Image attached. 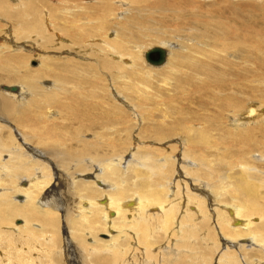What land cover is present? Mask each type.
I'll return each mask as SVG.
<instances>
[{"label":"bare ground","instance_id":"bare-ground-1","mask_svg":"<svg viewBox=\"0 0 264 264\" xmlns=\"http://www.w3.org/2000/svg\"><path fill=\"white\" fill-rule=\"evenodd\" d=\"M62 1L65 2V0ZM84 1L86 3L80 0H67L65 4L61 2L59 8L53 6L44 8L43 5L35 0H0V20L5 21L9 25V28L4 30V32L8 33L9 40L3 38L4 40L0 42V53L2 54L0 56V70L7 72L14 81L20 82V87L16 91L19 101L14 100L15 97L5 96L0 89V119L3 120L5 119L3 117L12 115V119L15 118L16 120L18 117L19 125L24 122L27 123L30 114L28 115L25 112L27 108H24V103L27 101L26 99L24 100V95H27V93H24L25 89L29 90L33 97L36 96V100L34 99L36 110L40 109V111L44 112L43 110L46 109L43 108L46 107L48 109L44 113L45 117H41L43 114L39 115L42 121L40 124H36L37 129L32 135L35 136L37 144L41 148H48V155L56 163L51 162L55 173L54 186L59 184V180H57L59 175L61 177L64 176V178L68 179L69 188H71L72 192L75 191L80 200L84 199L80 203H85V206L82 205L80 208L83 214L79 212L80 217H77L78 219L68 218L71 215L68 216L67 213L62 211V222L66 223L68 222L67 220H69L70 224L72 222V227L68 229V236H66L65 240L67 244L71 245L77 240L80 245L78 243L75 244L78 247V249H75L80 250L78 253L80 258L88 264H198V260L200 261L201 258L197 260L196 257L198 255L195 253L196 247L194 246V241L198 234L194 233L196 229L200 228L198 224L210 221L208 220L210 214L207 209L210 205L213 206L216 227L220 232H226L231 238L230 244H232V246L229 245L230 248L227 245L229 244L227 243L228 241H224L226 243V251H222L219 254L220 257L217 264H241L240 261L243 264H264V256L261 254V251L264 250V244H261L263 242L261 237H264L263 232L261 233V231H264V192H260L259 186L253 184L258 181L261 185H264V172L263 175H260L262 171L259 169L261 167L263 169L264 162L261 161V164H257L259 166L253 165L252 169L256 171L254 172L249 167L254 162L248 165V161H246L247 154L250 155L254 150L258 151L256 153L257 156H260L258 159L264 158V33H262L264 29V0ZM117 1H119V6L114 5V2ZM139 3L141 6H139ZM120 6H124V10H122L125 14L117 18L118 13L121 11ZM45 7L47 6L45 5ZM57 12L61 13V15H58ZM43 13L46 16L44 19ZM49 17L53 19V26H50L51 28L47 30L45 23L51 24ZM251 21H255V23ZM108 25L110 26L108 27ZM111 25L114 26V28L112 27L113 29ZM3 28L0 26V33L3 32ZM109 28L113 30L112 36H106V32L110 30ZM50 30L52 31L49 32ZM28 32H34L35 35L30 37V39L23 40V42L21 40L18 42L17 36H23ZM61 34L68 37V43L59 42ZM54 35L59 40H57L59 43L57 47L54 45ZM61 39L63 40V38ZM169 39L171 41H173L172 39H177L176 45L180 46V49H174L170 46L166 48L164 45L161 46V44L151 45L148 48H144V50L139 47L137 49V46L142 45L146 40L156 43L160 42V40L170 42ZM25 41L30 46L35 47L33 45L34 42L39 48L58 53V55L51 53L49 56L40 54L38 66L34 68L37 75L38 73L41 75L40 78L46 76L51 78L50 85L52 89L44 90V88L35 84V81H33L35 77H32L33 75L30 74V71L27 72L25 70V73L21 71L23 67H27V58L31 57V55L26 53L27 51L22 52L20 50L35 51L33 50L34 47L27 46L24 43ZM238 45L242 47L240 52L237 53L238 50L232 51ZM152 46H160L167 50L166 60L162 65L151 66L145 61L144 52ZM6 51L9 54H6ZM35 55L38 57L39 54L36 53ZM140 60H143L145 66L151 67L156 72H152V70L145 71L139 67L138 62ZM126 71H130L133 75H135V73H132L133 71L139 73L143 81L139 82L138 80V82L144 84L145 87L149 86L148 83L152 84L155 82L154 76L156 74V76H160V73L164 74L166 72L165 76L167 82L169 81L171 92L180 90L178 95L187 101V105L192 102L193 105H197L195 112V108L183 107L179 106L180 104L177 105L178 103H172L175 99V95L172 92L169 97H166L168 101L164 97L156 106L157 110L160 106L163 107L168 104L167 107L169 105L173 106V110L179 109L178 111L181 114L185 112L187 116H182L181 118L184 121L180 123L186 132L183 131L185 134L183 132L176 134V137L170 140L167 137L168 134H165L167 129L159 127L151 130L152 122H149L148 130L142 129L143 133L144 131L147 133L145 141L141 140L143 136H141V132L136 134L138 136H135V149L128 153L130 158L125 157V151L123 153L119 151L117 153L119 155L115 156L116 151H118L115 149V138L113 139L114 141L105 142L108 139L105 138L107 132L104 135L102 130L105 127L110 133L114 134V129H119L114 122L116 120L114 118L115 115L113 117L111 115L113 113H111L110 115L115 120H110L109 118L110 122L106 123V121H102V118L106 116L101 118L97 116L100 119L99 123L97 122L98 124H96L97 127L99 126V131H93L94 140L100 139L102 145L104 144L103 148L97 142L84 141L83 139L77 141L81 143L79 145L81 146L80 150L76 151L70 148L72 144L69 148L65 147L66 145L63 146L59 141L70 140L68 137V139L65 138L66 134L64 135L65 137L62 136L66 131H62L61 137H57L56 141L53 139L58 136L56 134L57 132L59 133L58 130L61 124L59 125L56 122L57 126L55 122L51 123V118L57 113L53 110L51 111L50 107L56 106L53 104L61 101L64 97L62 94H68L73 98L79 99V103L77 102L78 107L73 104L76 108L72 111L74 114L81 116V113L86 108L92 106L93 109L99 106L98 99L100 97L98 96L101 95L98 94L97 99L89 92L93 88L94 90L96 89L94 85L101 83H99V80H101L102 74L107 76L110 74V77H116V79L119 76L118 79L121 78L123 80L126 79L124 78L126 76L124 72L126 73ZM5 75L7 74L5 73ZM134 78L135 76L133 80ZM108 83L110 85V82ZM70 84L72 90L68 91L67 86ZM126 84L128 83L125 82V87ZM168 84L166 85L168 86ZM7 85L15 86L14 83L11 84L9 82ZM7 85L4 84L3 86ZM117 85L119 86V84ZM144 85L143 88L140 87L142 90L145 89ZM117 88L116 90H118ZM133 88L136 92V88ZM155 88L154 93H149V90L146 93L151 94L153 96L151 97L152 99L162 98L159 90L157 92L159 88ZM155 88L151 87V89ZM2 89L9 93V90L3 87ZM134 89L129 92H134ZM167 89L166 87L165 92H167ZM27 90L26 92H28ZM138 91L140 92V90ZM134 93L133 95L136 94ZM254 97L259 99L257 104L246 102L247 99L249 101ZM64 99L66 98L64 97ZM93 99H97V101ZM171 100L172 102H169ZM63 101L65 102V100ZM142 101L140 104L144 105L145 101ZM68 102L71 103L70 99ZM243 102H246L245 105ZM17 103H21L22 106H18ZM151 103L154 104L155 102ZM102 104L101 102L100 106ZM133 105L136 107L137 103H133ZM133 105L130 104L131 109H133ZM58 106L59 110L55 111L58 114L62 111L65 115V107L63 105ZM80 106H83L80 109H84V111L78 110ZM188 106H191V104ZM241 107H244V109L242 108L239 111ZM148 108L151 107L149 106ZM152 109H148L150 110L149 113H151ZM252 110L257 111L256 117H259L256 120L257 123L256 121L253 122L256 123L254 126L248 124ZM260 110H263V113H260ZM87 113L85 116H87ZM116 113L118 112L116 111ZM224 113L227 115L226 117H224ZM34 114L36 115L37 112ZM50 116L51 118H49ZM97 117L95 116L94 119H97ZM128 117V120L124 118L126 120L124 123L135 122V118L138 120V116L135 114L128 115ZM221 117L225 119L221 121ZM227 117H229L228 120ZM75 119L77 120V118ZM178 119L180 118L178 117ZM186 121H188V125ZM220 122H222L223 126L220 125ZM77 123H80L79 126L84 124L83 121L79 120H77ZM180 125L178 126L182 128ZM61 126L63 127L64 125ZM178 126H174L176 131L172 133L173 135L177 133V130H181ZM65 127L69 128L68 126ZM213 131H218L219 136L226 138L227 141L229 139L230 145H228L229 149H227L229 152H225L226 150L223 149V151L220 148L223 146L222 144L220 147L217 143L213 144L216 142L210 137L213 135ZM255 131H259V134L257 135ZM77 132L81 134L82 131L78 130ZM104 138L105 141L103 140ZM3 140L5 139L3 138ZM3 140H0L1 153L6 147V143ZM25 141L24 137L21 143L23 144ZM165 142L167 144L164 146ZM84 146H89V148ZM97 146H99L98 149L95 148ZM90 147L95 148L94 153L96 155H93L94 161L92 159L86 160L89 166H94L95 171L98 169L94 174V180L73 179V175L67 176L70 173L67 172V168V171L59 169V164H66L69 160L79 166L82 163L81 158L83 159L85 155L84 152ZM223 147L226 148V143ZM211 148L217 150L218 154H207L206 152H212ZM21 150L20 145L8 148L5 150L8 153L6 154L7 158L0 161V171L6 177V180L0 177V186L10 185L4 186L2 188L4 191L0 192V264H43L42 262L45 259L49 261L52 256L58 257L62 249L60 247L56 249L55 240H57V237L55 236L56 239H54L53 235L47 233L48 231L45 230L46 232H44L38 223H44L45 218L48 222L54 221L55 212L58 213L60 208L54 198L50 200L52 198L51 195H53L51 194L53 191L52 187H49L45 193L47 195L50 194V199H43V201L37 199L40 196L39 192L47 184L48 173L44 172L47 169L44 163H39L40 166H35L34 169H37L38 174H36V177L40 174L42 179L39 180L37 179L38 177L31 178L34 180L29 182L27 180L30 177L29 172L36 160L31 158L33 160L26 162L25 156L28 153L26 154ZM177 152L178 154H176ZM31 153L39 154L40 152L35 149ZM77 156L80 158L78 159ZM209 157L213 163L208 160ZM229 158L233 160L230 161ZM124 161L128 163L126 164L128 167L127 172L121 171L118 167ZM46 163L49 164V161ZM94 163L98 164L96 165L98 168L95 167ZM222 166L226 167V172L221 170ZM59 170L60 173L58 172ZM212 170L216 173H212ZM228 170L237 171V173L235 172L237 179L233 178L235 176L232 177L234 175L232 174L230 176L234 180L229 181V173L231 174L232 172ZM21 173L28 174L26 179L28 185L26 187H20V185L15 183L22 177L20 176ZM170 175L172 178H170ZM70 182H72V186ZM222 183L225 184L220 185ZM98 184L101 188L108 186L110 191L108 190L109 188L105 190L96 188ZM103 191H106L107 194ZM243 194L247 198L241 200L240 197ZM16 195H22L23 201L18 203L19 200H14L13 196L15 198ZM230 195H235L241 201L237 203V200L234 199L237 206H229L230 209L228 210V205H224L223 210H221L219 207L222 206H219V203L223 202V198L228 196L230 198ZM233 198L231 197L232 200ZM226 203L228 204V202L223 204ZM47 212L48 214H46ZM226 212L228 216L224 214ZM108 214L112 219H110L109 227L106 228L103 219L108 221ZM100 215L103 219L100 218ZM15 218H21V220L13 222ZM174 222L177 223V229H175ZM56 224L58 225V222ZM155 231H157L156 234L159 232L163 233L164 243L154 248L151 245L156 242L153 236ZM99 232H104L102 234L106 238L97 237ZM130 232L133 234L130 235ZM200 235L201 239L208 235L211 237V231L207 227ZM86 236L89 238H86ZM127 237L131 238L130 241L126 239ZM132 238L134 239V244L131 243ZM162 238L161 240L163 241ZM234 241L239 242L234 245ZM245 242L250 243L244 246ZM251 243L258 248L251 247ZM261 245L263 246L261 247ZM59 256L61 257V255Z\"/></svg>","mask_w":264,"mask_h":264},{"label":"rangeland","instance_id":"rangeland-1","mask_svg":"<svg viewBox=\"0 0 264 264\" xmlns=\"http://www.w3.org/2000/svg\"><path fill=\"white\" fill-rule=\"evenodd\" d=\"M36 2H39L41 5H43V7L44 8H51L52 6L53 7H57V8H59V4H61V2H63L62 0H60V1H58V0H35ZM41 1H43V2H41ZM45 1V2H44ZM66 1L67 0H65V2H63V4H65L66 3ZM81 2H83V3H86L84 0H80ZM202 1H205V0H202ZM241 1H244V0H241ZM51 2H52V4H51ZM94 2V1H93ZM45 3V4H44ZM50 3V5H48ZM126 3H128V1H126ZM140 4V3H139ZM45 5L47 6V7H45ZM55 5V6H54ZM114 5L115 6H119V1H117V2H114ZM136 5V4H135ZM138 5V4H137ZM66 6V5H65ZM125 6V5H124ZM124 6H120L121 7V11L118 13V16H117V18L119 17V16H123L124 14H125V12L123 11L124 10ZM139 6H141V4L139 5ZM126 7V6H125ZM123 9V10H122ZM43 10H45V9H43ZM44 12V11H43ZM57 14L58 15H61V13L59 14V12H57ZM42 16H43V19H44V17H46L45 16V14L43 13L42 14ZM49 19V21L51 22V24H49V23H45L44 21H43V23H45V27H46V29L47 30H49L52 26H53V19H52V17H49L48 18ZM52 20V21H51ZM251 22H254L255 23V21H251ZM4 23V24H3ZM0 26L1 27H4L3 28V32L2 33H0V42L1 41H3L4 39H8V33H6V32H4V30H7L8 28H9V25L8 24H6V22L5 21H2V20H0ZM4 25V26H3ZM6 25V26H5ZM8 25V26H7ZM51 26V27H50ZM110 25H108V27H109ZM48 27V28H47ZM114 28V26L113 25H111V28ZM7 28V29H6ZM111 28H109L110 30L109 31H107L106 32V36H112L113 34V28L111 29ZM52 30H50L49 32H51ZM264 31V29L262 30V33H264L263 32ZM32 33H34V32H32ZM31 32H28L27 34L25 33L23 36H21V35H19V36H17V38L19 39L18 40V42H20V40H21V42H23V40H26L27 38H29L30 39V37H32V36H34L35 35V33L34 34H32ZM110 34V35H109ZM5 35H7V37H5ZM28 36V37H27ZM263 36H264V34H263ZM20 37H22V38H20ZM54 37H55V39H54ZM54 37H53V40H54V45L57 47L58 46V42H57V37L54 35ZM60 37L61 38H63V40L60 38L58 41L59 42H63V43H68V40H67V36H65V35H60ZM4 38V39H3ZM24 38V39H23ZM100 38V37H99ZM9 40V39H8ZM98 41H99V39H97ZM170 40V39H169ZM173 41H171L170 40V42H167V40H160V42H156V43H154V42H151V40H146L142 45H140V46H137V49H138V47L139 48H141V49H143L144 50V48H148L149 46H151V45H159V44H161V46L162 45H164L166 48L167 47H172V48H174V49H178L179 47L176 45L177 44V42L178 41H176V40H174V39H172ZM35 41V40H34ZM56 41V42H55ZM26 42L27 41H25L24 43L26 44ZM164 42V43H163ZM27 46H30L29 44H26ZM33 45H35V47L34 46H30V47H34V49L33 50H35V51H30V50H25V49H22V50H20V51H22V52H25V51H27L26 53H29V55H31V57H28L27 58V67H23L22 69H21V71L23 72V73H25L26 71L27 72H29L30 71V74H32L33 76L32 77H35V79L33 80V81H35V84H37V85H39V86H41L42 88H44V90H50V89H52L51 88V78L49 77V76H46V77H42V78H40L41 77V75L38 73V75H37V72H35L34 71V68H36V66H38V61H39V59H40V57H41V55L43 56L44 54L46 55H50L51 53L53 54V55H58V53H54L53 51H48V50H45L44 48V50L42 49V48H39V46L38 45H36V43H34L33 42ZM27 49H28V47H26ZM238 48V49H237ZM180 49V48H179ZM182 49V48H181ZM242 49V47L240 46V45H238V46H236V47H234L233 48V50L232 49H230V50H232V51H237V53H239L240 52V50ZM54 51H57V50H54ZM10 52H12V51H10ZM6 54H9V52L8 51H6L5 52ZM4 53V55H6ZM39 54L38 55V57L35 55V54ZM41 54V55H40ZM140 54V53H139ZM2 54L0 53V56H1ZM27 55V54H26ZM29 55H27V56H29ZM138 65H139V67H141V68H143V70H152V72H156V71H154V69H152L151 67L149 68V67H147V66H145L144 65V63H143V60H140V62H138ZM165 66V65H164ZM26 68V69H25ZM162 68V67H161ZM155 69H157V68H155ZM160 69V68H159ZM26 70V71H25ZM158 70V69H157ZM32 72V73H31ZM110 72V71H109ZM5 73L7 74V75H5ZM70 73V72H69ZM132 73H135V75H133V74H131L130 73V71H126V73L124 72V74L126 75V76H124V78H126V79H121V78H119L118 79V77H117V79H116V77H110V74H109V76H107V75H105V74H102L101 76V80H99V83L100 84H98V85H94V86H96V89L94 90V88H93V90L91 91V92H89V93H91L92 94V96H94L95 98L98 96V94L99 95H101V96H98V97H100L99 99L100 100H102V97H103V100L102 101H100L99 99H98V97H97V99H98V101H99V106L101 105V102L103 103L102 104V106H96L95 108H93L92 109V106H90V107H88V108H86L85 109V111H84V109H80V108H82L81 106L79 107V111H81V110H83L84 112L83 113H81L80 115L81 116H78V115H76V114H74V112L72 111L73 109H75L76 107H74V105L75 106H77L78 105V103H79V99L78 98H76V97H71V95H68V94H62V93H60V94H62L66 99H64V97L61 99V101H63V100H65V102L63 101V102H57V104H53V105H56V106H52V107H50V109H51V111L53 110L55 113H57V114H55L52 118H51V116L49 117V118H51L52 120H51V123H53V122H57V123H59V125L61 124V125H64L63 127L60 125L59 127H60V129L62 128V130H58L59 131V133L57 132V134L56 135H58V136H55L53 139L56 141V139H58L57 137H61V135H62V131H66V133L64 132V134L62 135V136H64L65 134V138L66 139H70V140H60L59 141V143L60 144H62L63 146H65V147H70L71 146V144H72V146L70 147V148H72V149H75L76 151L79 149H81V146H79L81 143H78L77 141L78 140H80V139H83L84 141H89V142H92V141H94V142H97L98 143V145L101 147V148H103L104 147V144L102 145V143L100 142V139H95L94 140V137H93V131H99V126L97 127V125L96 124H98L99 122V118H101V117H105V118H102V121H106V123H109L110 121H109V118H110V120H115L114 122L117 124V127L119 128V129H114V134L113 133H110L107 129H105V127L102 129L103 130V133H104V135H105V133H106V136H105V138H108L107 139V141H105V138L103 139L105 142H110V141H112L114 138V140H115V143H116V145H115V149H117L118 151H116V154H115V156H117V155H119V154H117V153H119V151L121 152V153H123L124 151L126 152L125 153V157H128V158H130V155L128 156V153L130 152V151H134V149H135V144H136V141H135V139H136V137L135 136H138V135H136L137 133H139V132H141V140L142 141H145V137H147V133H146V131H144V133H143V130H148V123L150 122H152L151 123V125H152V127H151V130H153V129H155V128H159V127H162V128H165V129H167V132L165 133L166 135H167V137L171 140H173L174 139V137H176V134H181L183 131L185 132V130H184V128H183V126H181L180 125V123L181 122H183L184 120L181 118L182 116H184L185 117V115L187 116V114L185 113H183V114H181V113H179V109L177 110V109H174L173 110V106L171 107L170 105H169V107H167L168 106V104H166L165 106H160V108H158L157 110H156V106H157V104L159 103V102H161L162 100H163V98L165 97V100H167L168 101V99H166V97L168 96H170L171 95V93L172 94H174L175 95V99L173 100V102H172V100L171 101H169V102H172V103H175V104H177V105H179V106H183V107H190V108H195V112H196V110H197V105H193L192 103H188V105H190L191 104V106H188L187 105V101H185L180 95H178V93H179V91L180 90H177L176 92L175 91H172L171 92V90L169 89V81L167 82V79H166V76H165V73L166 72H164V74L163 73H160L159 75L160 76H154V78H155V82H153L152 84L151 83H148L149 84V86H146L145 87V85L144 84H141V83H139V82H141V81H143V79H142V76L139 74V73H137L136 71L134 72H132ZM35 74V75H34ZM71 74V73H70ZM139 74V75H138ZM118 75V74H117ZM139 77H138V76ZM161 75H163V76H161ZM167 75V74H166ZM105 76H107V77H105ZM135 76V78H134V80H133V77ZM10 77V78H9ZM103 77H105V78H103ZM163 77V78H162ZM165 77V78H164ZM4 80H3V79ZM107 78H109V80H107ZM114 78H115V80H114ZM12 76H10L7 72H3V71H1L0 70V89L2 90V92L4 93V95L5 96H11L12 98H14V100H16V101H19V97L17 96V92L15 93L14 91H9V93H6L7 91H3V89H2V87H4L3 85L5 84V85H7V83L9 82V83H11V84H15V86H17V89H18V87H20V82H17V81H14V79H13V81H12ZM40 79V80H39ZM103 79V80H102ZM105 79H106V81H105ZM121 79V80H120ZM131 79V80H130ZM140 79H142V80H140ZM165 79H166V81H165ZM12 82H11V81ZM37 80V81H36ZM114 80V81H113ZM138 80H139V82H138ZM158 80H160V81H158ZM111 81H113L114 82V84H113V82L111 83ZM120 81H122V82H120ZM163 81V82H162ZM108 82H110V85H109V83ZM117 82V84H119V86L117 85V84H115ZM125 82L126 83H128L129 84V87H130V85H131V87L129 88L128 87V84H126V87H125ZM130 82V83H129ZM134 82H135V85L137 84V83H139V84H137L138 86L139 85H141V86H137V88H136V86L134 85L133 86V84H134ZM137 82V83H136ZM162 82V83H161ZM165 82V83H164ZM167 82V83H166ZM48 83V84H47ZM103 86H102V85ZM122 86H121V85ZM153 84H154V86H153ZM166 84H168V86L166 85ZM68 85V84H67ZM112 85H113V89H112ZM123 85H124V87H123ZM143 85H144V87H145V89H143V90H145V91H143L142 90V88H143ZM146 85H147V83H146ZM8 87H10L9 85H7ZM12 86V85H11ZM111 86V87H110ZM135 87L136 88V92H135V89L133 88V87ZM47 87V88H46ZM71 88V84L69 85V86H67V89H68V91L69 90H72V88ZM98 87H99V90H98ZM103 87V88H102ZM105 87V88H104ZM117 87H119V88H117ZM120 87H122V89H120ZM140 87H142V88H140ZM148 87H150L149 89H148ZM151 87H153V88H155V87H157V88H159V89H157V92H158V90H159V94L161 95V97L162 98H151V97H153L151 94H149V93H154V91L156 90V88L155 89H151ZM166 87L168 88L166 91L167 92H165V89H166ZM101 88H102V90H101ZM116 88L118 89V90H116ZM128 89V91H127V89ZM132 88V89H131ZM139 88V89H138ZM89 89V88H88ZM87 89V90H88ZM103 89H105V90H103ZM134 89V92L136 93H134V92H129V91H132ZM26 90L27 89H25L24 90V93H27V95H24V100L26 99L27 101H26V103H24V108H27L26 110H25V112L26 113H28V121H27V123H23L22 125H19L18 124V117L16 118V120H15V118L14 119H12V115H8V116H6V117H3V118H5V119H3V120H1L0 119V140H3V138L5 139V140H3L5 143H6V147H5V149H3L2 150V152L3 153H1L0 152V161H3V159H6L7 158V155L6 154H8L7 152H5V150H7L8 148L10 149L11 147H14L15 145H20L21 146V151L22 152H24V153H28L26 156H25V161L26 162H28V161H30V160H36L35 161V163L32 165L33 167H31V169H30V172H29V175H30V177H29V179H27V173H21V175L20 176H22V177H20V180L19 181H17V182H15L16 184H18V185H20V187H26L27 185H28V182L26 181V179L30 182V181H32V180H34V179H31V178H37V179H42L41 178V176H40V174L39 175H37V177H36V174H38L37 173V169H34L35 168V166H38L39 165V163H44V165L46 166V169H47V171L45 170L44 172H46V174H47V184L45 185V187L43 186V188L41 189V192H39V194H40V196L37 198L39 201L40 200H42L43 201V199H45V200H48V198L50 199L51 198V196H52V198L50 199V200H52L53 198H54V200L56 201V204H57V206L60 208L58 211V213H56L55 212V215H54V217H56V218H54L53 217V220L54 221H56V223L58 222V225L56 224V223H54V221H49L50 222V224H49V222L46 220V218H45V220L43 221L44 223H42L43 224V227H42V224H40V223H38L40 226H41V229L42 230H44V232H46V231H48L47 233L48 234H51V235H53V237H54V239H56V237H57V240H55V242H56V244H57V246H56V249H57V247H60L61 249H62V252L60 251L59 253H61V254H59V255H61V257L58 255V257L57 256H52L51 257V259H49V261H48V259H45V261H43L42 263L43 264H88L86 261H82V259L80 258V256H79V252H80V250H77L78 249V247H77V245H75V244H79L80 245V243L77 241V240H73L74 242L71 244V245H68L67 244V242L65 241L66 240V236H68V229L70 228V227H72L71 226V224H72V222H71V224L69 223V220H67L68 222H62V220H61V214L64 212V213H67L68 214V216L69 215H71V216H69L68 218H75V219H78L79 217H80V213L79 212H81L82 213V210L80 209L81 208V206L82 205H84L85 203H80L81 201H84V199L82 200H80V197L77 195V194H75V191H73L72 192V190H71V188H69V181H68V179L67 178H64V176H60L59 175V178H57V180H59V184L58 185H55L54 186V184H53V181H54V175H55V173H54V170H53V168H52V163L51 162H53L54 164H56L54 161H53V158L51 157V156H49L48 155V148L47 147H42L41 148V146L40 145H38L37 144V140H36V138H35V136L34 135H32L33 134V132L37 129V123H39L40 124V122L42 121V119L39 117V115L41 116L42 114V116L41 117H45V115H44V113H45V111H47L48 109L45 107V108H43V109H46V110H43L44 112H42V110L40 111V109H37L36 110V105H35V103H34V99L36 100V96L35 97H33V94L31 95V93H30V91L29 90H27L28 92H26ZM117 92H115V91ZM125 90V91H124ZM138 90H140V92L138 91ZM142 90V91H141ZM150 92H149V91ZM95 91H96V93H95ZM98 91V92H97ZM100 91H102V92H100ZM119 91V92H118ZM121 91V92H120ZM123 91V92H122ZM168 91H170V92H168ZM103 92H105V94H103ZM110 92V93H109ZM142 92V93H141ZM146 92H149V93H146ZM30 93V94H29ZM123 93V94H122ZM133 93L135 94V95H133ZM168 93H170V94H168ZM8 94H14L13 96L12 95H8ZM93 94H95V95H93ZM120 94V95H119ZM146 94H148V95H146ZM163 94V95H162ZM166 94V95H165ZM103 95V96H102ZM144 95H146V97H148V98H143V96ZM30 96H32V97H30ZM180 97V98H179ZM94 98V99H95ZM131 98V99H130ZM177 98V99H176ZM254 98H255V100H254ZM252 100L250 99L249 101H248V99L246 100V102L248 103V102H253V103H258V97H254ZM69 99H70V102L71 103H69L68 101H69ZM93 99V100H94ZM97 99L96 100H94V101H97ZM136 99V100H135ZM149 99H151L150 101H149ZM158 101H157V100ZM182 99V100H181ZM139 100V101H138ZM145 101L144 102V107L140 104V102L141 101ZM153 100H156V101H153ZM175 100H176V102H175ZM127 101V102H126ZM142 101V102H143ZM147 101H149V102H147ZM179 101V102H178ZM182 101V102H181ZM78 102V103H77ZM147 102V103H146ZM151 102H155L154 104L153 103H151ZM181 102V103H180ZM246 102H243V104L245 105V103ZM66 103V104H65ZM70 105H69V104ZM76 103V104H75ZM133 103H137V106L135 107L134 105H133ZM139 103V104H138ZM151 103V104H150ZM18 104V106H22V104L21 103H17ZM28 104V105H27ZM74 104V105H73ZM128 104V105H127ZM130 104L131 105H133L134 107H135V109H134V107H133V109H131L130 108ZM148 104V105H147ZM150 104V105H149ZM156 104V105H155ZM186 104V105H185ZM242 104V105H243ZM26 105V106H25ZM58 105H63L64 107H65V115L63 114L64 112H60V114H58V112L57 111H55V110H59L58 108H57V106ZM73 105V106H72ZM106 105V106H105ZM113 105H115V106H113ZM122 105V106H121ZM152 105V106H151ZM155 105V106H154ZM174 105V104H173ZM243 105V106H244ZM29 106V107H28ZM111 106H113V107H111ZM139 106V107H138ZM141 106V107H140ZM151 107V108H148V107ZM58 107H60V106H58ZM78 107V106H77ZM99 107V108H98ZM103 107V108H102ZM61 108V107H60ZM71 108V109H70ZM91 108V109H90ZM117 110H116V109ZM137 108V109H136ZM145 108L146 110H148V109H152V111H151V113H149L150 112V110H148V111H146L145 109L143 110V109ZM242 108L244 109V107H241V108H239V111H240V109L242 110ZM33 109H34V111L35 112H37V114L35 115L34 113V111H33ZM67 109H68V111H67ZM109 109V111H107ZM131 109V110H130ZM141 109H142V111H143V113H142V111H141ZM169 109V110H168ZM30 112H29V111ZM70 110V111H69ZM89 110V111H88ZM94 110H95V113H94ZM133 110V111H132ZM167 110V111H166ZM175 110H176V112H175ZM28 111V112H27ZM67 111V112H66ZM78 111V112H79ZM93 111V112H92ZM106 111V112H105ZM116 111L118 112V113H116ZM156 113H155V112ZM159 111V112H158ZM162 111V112H161ZM70 112H71V114H70ZM86 112H88L87 113V116H85V114H86ZM137 112V113H136ZM170 112V113H169ZM260 113H263V110H260L259 111ZM105 113V114H104ZM111 113H113V114H111ZM141 113V114H140ZM149 113V114H148ZM164 115H163V114ZM176 115H175V114ZM179 115H178V114ZM226 113V112H225ZM223 114L224 115V117H226L227 115L226 114ZM90 114V115H89ZM93 114V115H92ZM96 114H98V115H96ZM102 116H101V115ZM114 117V115H115V119L111 116V115ZM122 114V115H121ZM131 114H135V115H137L138 116V120L135 118V122L133 121H129V123H124V122H126V120L125 119H129V117H128V115H131ZM144 114V115H143ZM162 114V115H161ZM256 114H257V111H255V110H252L251 111V114H250V118L248 119L249 120V123L248 124H250L251 126H254L256 123H257V118H259V117H256ZM264 114V113H263ZM68 115V116H67ZM75 115V116H74ZM92 115V116H91ZM111 117H110V116ZM117 115V116H116ZM145 115H146V117H145ZM150 115V116H149ZM168 115H170V116H168ZM33 116V117H32ZM97 117V119L95 118L94 119V117ZM48 117V116H47ZM65 117V118H64ZM93 117V118H92ZM127 117V118H126ZM148 117H149V119H148ZM161 117V118H160ZM169 118V119H167V118ZM176 117V118H175ZM178 117L180 118V119H178ZM224 117H221L220 119H221V121H223L225 118ZM75 118H77V120H79V121H83V125H81V126H79L80 125V123L78 124L77 123V120L75 119ZM123 120H122V119ZM125 118V119H124ZM149 120H147V119ZM151 118V119H150ZM41 119V120H40ZM65 119V120H64ZM143 119V120H142ZM166 120V121H164V120ZM229 119V117H227V120ZM252 119H254V120H252ZM30 120V121H29ZM33 122H32V121ZM89 120V121H88ZM147 120V121H146ZM152 120V121H151ZM159 122H158V121ZM161 120V121H160ZM251 120V121H250ZM61 121V122H60ZM141 121H144V122H141ZM174 121V122H173ZM175 121H177V122H175ZM179 121V122H178ZM254 121H256V123H253ZM92 122V123H91ZM96 122V123H95ZM98 122V123H97ZM103 122V123H104ZM155 122V123H154ZM164 122V123H163ZM188 121H186V123H187ZM251 122V123H250ZM260 122V121H259ZM56 123V125L58 126V124ZM89 123V124H88ZM147 123V124H146ZM159 123V124H158ZM179 123V124H178ZM253 123V124H252ZM82 124V123H81ZM190 124V123H189ZM247 124V126H249ZM261 124H263V123H261ZM93 127H92V126ZM103 125V124H102ZM168 127H167V126ZM175 125H180L182 128H180L179 126V129H181V130H177V133H175V135H173L172 133H174V131H176L175 130V128H174V126ZM187 125H188V123H187ZM220 125H222V122H220ZM24 126V127H23ZM65 126H68L69 128H67V127H65ZM86 126H87V129H86ZM172 126V127H171ZM223 126V125H222ZM19 127V128H18ZM137 127V128H136ZM171 127V128H170ZM250 127V126H249ZM30 128V129H29ZM109 128V127H108ZM68 129V130H67ZM85 129H86V131H85ZM111 129H112V127H111ZM143 129V130H142ZM172 129V130H171ZM183 129V130H182ZM78 130H81L82 132H81V134H80V132H77ZM233 130H235V129H233ZM250 130V129H249ZM89 131V132H88ZM92 131V132H91ZM115 131H116V133H115ZM122 131V132H121ZM173 131V132H172ZM236 131V130H235ZM71 132V133H70ZM75 132V133H74ZM91 132V133H90ZM118 132V133H117ZM147 132H149V131H147ZM156 132H157V130H156ZM155 132V133H156ZM183 132V134H185ZM256 132V131H255ZM255 132H254V134H255ZM120 133H121V135H120ZM143 133V134H142ZM146 133V134H145ZM221 133V132H220ZM26 134V135H25ZM68 134V135H67ZM212 136H210L211 137V139L212 140H215L216 142H214L213 144H216L217 143V145L219 144V147L221 146V144L223 145V146H225V143H226V148H224L223 146L222 147H220L222 150L224 149V150H226L225 152H229V150H227V149H229V146L228 145H230V142H229V139H228V141H227V139L225 138H222V137H220L219 136V134H218V131H213L212 132ZM215 134V135H214ZM218 134V135H217ZM256 134L258 135L259 134V131L258 132H256ZM255 134V135H256ZM12 135V136H11ZM23 135V136H22ZM113 135V136H112ZM115 135H116V137H115ZM146 135V136H145ZM153 135V134H152ZM194 135V134H193ZM230 135V134H229ZM256 135V136H257ZM20 136V137H19ZM79 136H80V138H79ZM119 138H118V137ZM24 137H25V139H26V141H25V143H21L22 142V138L24 139ZM68 137V138H67ZM171 137V138H170ZM260 137V136H259ZM138 138V137H137ZM93 139V140H92ZM144 139V140H143ZM165 139V138H164ZM8 140V141H7ZM97 140V141H96ZM113 140V141H114ZM126 142H125V141ZM118 141V142H117ZM122 141V142H121ZM218 141H219V143H218ZM224 141V143H222V142ZM93 142V143H94ZM101 143V145H100V143ZM66 143V144H65ZM125 143V144H124ZM129 143V144H128ZM30 146H29V145ZM120 144H121V146H120ZM124 144V145H123ZM167 144V142H165L164 143V146ZM205 145V144H204ZM206 145H208V144H206ZM212 145V144H211ZM33 146H37L36 148L35 147H33ZM99 146H97V147H95V148H97L98 149V147ZM130 146V147H129ZM163 146V147H164ZM32 147H33V149H32ZM74 147V148H73ZM84 147H86V146H84ZM105 147H107L106 145H105ZM7 148V149H6ZM37 150V151H39L40 153L39 154H36V153H31V151L32 150H35V149ZM86 148H89V146L88 147H86ZM95 148H93V147H90V149L92 150H90V149H88V150H86L85 152H84V156H83V159L81 158V161H82V163H80L79 164V166L77 165L76 166V163H74V162H72L71 160H69V161H67V163L66 164H59L58 165V167H59V169H61L62 171H67L66 170V168L68 169V171L67 172H70V173H68V175L67 176H71V175H73V179H84V180H94V174L98 171V169H97V171H95L94 170V166L93 167H91V166H89V163L87 162V160L86 159H92L93 160V155L95 154L96 155V153H94L95 152ZM122 148V149H121ZM219 148V149H220ZM94 149V150H93ZM220 149V150H221ZM248 149H250V148H248ZM83 150V149H82ZM212 152H206L207 154H209V155H212V154H218V151L217 150H215V149H210ZM223 150V151H224ZM254 150V149H253ZM106 151V150H105ZM104 151V153H106ZM143 151H145V150H143ZM43 152V153H42ZM98 152V151H97ZM42 153V154H41ZM256 153H258V151H256V150H254V152L252 151L251 153H250V155H248L247 154V159H246V161H248V165L249 164H252L253 162V164L252 165H249V167L251 168V170L252 171H254V172H256L255 170H253L252 168L254 167L253 165H255V166H259V165H257V164H261V161H263L264 162V158L263 159H258L260 156H257L256 155ZM44 154V155H43ZM98 154V153H97ZM127 154V155H126ZM176 154H178V152L176 153ZM230 154H234V153H230ZM229 154V155H230ZM38 155V156H37ZM45 156V157H44ZM257 156V157H256ZM2 157V158H1ZM124 157V158H125ZM31 158H33V159H31ZM77 158L79 159L80 157H78L77 156ZM115 158V157H114ZM85 159V160H84ZM230 159V158H229ZM208 160L209 161H211V159H210V157L208 158ZM231 160H233V159H230V161ZM43 161H45V162H43ZM49 161V164L48 163H46V162H48ZM94 161V160H93ZM212 162V161H211ZM218 162H220V161H218ZM217 162V163H218ZM252 162V163H251ZM37 163V164H36ZM73 163V164H72ZM176 163V162H175ZM213 163V162H212ZM68 164V165H67ZM95 164V163H94ZM126 164H128V163H126L125 161L124 162H122L118 167L120 168V170L121 171H123V172H127V166H126ZM48 165V166H47ZM82 165V166H81ZM96 165H98L97 163L95 164V167H97L98 168V166H96ZM175 166H176V164H174ZM40 166V165H39ZM61 166V167H60ZM68 166V167H67ZM70 166V167H69ZM253 166V167H252ZM263 166V165H262ZM71 167H73V168H71ZM81 167V168H80ZM52 168V169H51ZM76 170H75V169ZM78 168V169H77ZM80 168V169H79ZM213 168V167H212ZM49 169V170H48ZM75 170L74 172H73V170ZM225 169H226V167L225 166H222L221 167V170L222 171H225ZM261 171H262V173L260 174V175H263V172H264V167H263V169H262V167L261 168H259ZM79 170V171H78ZM82 170V171H81ZM175 170H176V168H175ZM237 170V169H236ZM85 171V172H84ZM214 170H212L211 172L212 173H216V172H213ZM227 171V170H226ZM225 171V172H226ZM228 171H230V170H228ZM238 171V170H237ZM237 171H234V170H231L230 172H232L231 174L229 173V176L230 175H232V174H234V175H232V177L233 176H235L236 175V173H237ZM0 172H2V171H0ZM36 172V173H35ZM59 173H60V170L58 171ZM234 172V173H233ZM236 172V173H235ZM31 173V174H30ZM49 173H50V175H49ZM54 173V174H53ZM64 173V172H63ZM82 173V174H81ZM172 173V172H171ZM258 173V172H257ZM24 174V175H23ZM65 174V173H64ZM26 175V176H25ZM177 175V174H176ZM76 176V177H75ZM0 177L1 178H3V180H6V177L4 176V174H3V172L2 173H0ZM231 176L229 177V181H233L234 179L233 178H235V179H237L236 177L237 176H235V177H233L232 178ZM170 178H172L171 177V175H170ZM173 178H175V176H173ZM231 178V179H230ZM63 179H64V181H63ZM70 179V178H69ZM61 181V182H60ZM65 183H63V182ZM61 183H63V184H61ZM3 184V183H2ZM66 184H68V185H66ZM70 184H71V186H72V182H70ZM223 184H225V183H222V184H220V185H223ZM254 185H257V186H259V190H260V192H264L263 190H264V185H261L258 181L257 182H255V183H253ZM64 186V188H63V186ZM66 185V186H65ZM4 186H10V185H3V187L2 186H0V192L1 191H4V189H2V188H4ZM97 186V185H96ZM49 187L51 188H53V191L51 192V194H53V195H51L50 196V194L49 195H47V194H45L46 192H47V190L49 189ZM261 187V188H260ZM56 188V189H55ZM96 188H101V186L98 184V186L96 187ZM103 188V190H105L106 188H109L108 186L106 187L105 186V188L104 187H102ZM102 188H101V190H102ZM9 189H13V188H9ZM109 191H110V188L108 189ZM56 191V192H55ZM58 192V193H57ZM103 192H105V194H107V192L106 191H103ZM38 194V195H39ZM58 194V195H57ZM68 194H69V196H68ZM37 195V196H38ZM15 196V195H14ZM14 196H13V199L14 200H16V201H18V203H20V202H22L23 201V199H22V195H16V197L14 198ZM50 196V197H49ZM57 196V197H56ZM232 198H233V200L231 199V197L230 198H223V202H221V203H219V206H222V207H219L221 210H223V207H224V205H228L227 207V209L229 210L230 209V207H232V206H237V203L239 202V201H241V200H244V199H246L247 198V196L246 195H244L243 194V196H238V197H240V199L239 198H237V197H235V195H230ZM246 196V197H245ZM102 198V197H101ZM101 198H100V200H101ZM22 199V200H21ZM74 199V200H73ZM234 199L235 200H237V203H236V201H234ZM73 200V201H72ZM229 200H231V201H233L232 203L229 201ZM36 202H37V200H36ZM224 202H228V204L226 203V204H223ZM64 203V204H63ZM229 204H231V205H229ZM235 204V205H234ZM85 206V205H84ZM230 206V207H229ZM207 209H208V213L210 214V218L208 219V220H210V221H207V222H204V224H202V223H200V224H198V227L200 226V228H202V229H196L195 230V233L194 234H198L197 235V238L195 239V241H194V246L196 247V250H195V253L198 255L196 258H197V260L198 259H200V261L198 260V264H217V262H218V258L220 257V253L223 251H226V243H224V241H228L227 243H229V244H227L228 246L230 245V246H232V244H230L231 242H230V237L226 234V232H220L219 231V229L216 227L217 225L215 224V219H214V212H213V206H208L207 207ZM55 210V209H54ZM63 211V212H62ZM52 212H54V211H52ZM213 212V213H212ZM225 212V211H224ZM46 214H48V212L46 213ZM58 214V215H57ZM83 214V213H82ZM110 214V213H109ZM109 214H108V221L106 222L105 221V219H103V218H101L102 216V214L100 215V218L101 219H103L104 220V224H105V227L106 228H108L109 227V222H110V219H112L111 218V216H109ZM225 215L227 214V212L226 213H224ZM226 216H228V215H226ZM78 217V218H77ZM114 218V217H113ZM177 218V217H176ZM57 219H58V221H57ZM17 220H21V218H15V220H13V222H17ZM60 220V221H59ZM66 221V220H65ZM103 222V221H102ZM49 224V225H48ZM51 224H52V226H51ZM54 224H55V226H54ZM46 227H45V226ZM57 225V226H56ZM66 225V226H65ZM176 225H177V223H175L174 222V226L176 227ZM204 225V226H203ZM5 226V225H4ZM169 226H172V225H169ZM66 227V228H65ZM207 228L208 227V229L211 231V237L208 235L207 237L205 236L204 237V239H201L200 237H201V235H200V233H203L204 232V230H205V228ZM37 228V227H36ZM49 229H51L50 231H49ZM175 229H177V227L175 228ZM46 230V231H45ZM71 230V229H70ZM201 230V231H200ZM197 231V232H196ZM50 232V233H49ZM263 232V235H264V231H261V233ZM67 233V234H66ZM102 233H104V232H102ZM101 232H99V234L97 235V237H99V238H106V236L105 237H103V234H102ZM157 233V231H155L154 232V237H155V241L157 242H154L155 243V245L153 246V244L151 245L152 247H157V246H160V245H162L163 243H164V238H162L163 237V233L161 232H159L160 233V235H161V237H160V235H159V233L158 234H156ZM62 234V235H61ZM133 233L132 232H130V235H132ZM219 234V235H218ZM56 236V237H55ZM199 236V237H198ZM88 236H86V238H87ZM158 237V238H157ZM89 238V237H88ZM160 238V239H159ZM161 238L163 239V241L161 240ZM208 238V239H207ZM262 239H263V242L261 243V244H264V237H261ZM127 240L129 239L128 237L126 238ZM131 239V238H130ZM130 239H129V241H130ZM133 239V238H132ZM87 240V239H86ZM90 240V239H89ZM88 241V240H87ZM162 243H161V242ZM134 242V239L131 241V243H133ZM237 242H239V241H234L233 242V244L235 245V243L237 244ZM240 242H243V241H240ZM126 243H128V242H126ZM250 243V242H249ZM248 242H245L244 243V246L245 245H248L249 244ZM134 244V243H133ZM212 244V245H211ZM62 246V247H61ZM229 246V247H230ZM250 246L251 247H254V248H258L257 246H255L254 244L252 245V243L250 244ZM263 245H261V247H262ZM75 248H77V249H75ZM231 248V247H230ZM263 249H264V246H263ZM144 251V250H143ZM155 251H156V249H155ZM183 252V251H182ZM249 252V251H248ZM65 254V255H64ZM261 254H262V256H264V250H262L261 251ZM200 256V257H199ZM57 257V258H56ZM199 257V258H198ZM56 258V259H55ZM171 259V258H170ZM263 259H264V257H263ZM57 261V263H56V261ZM169 260V259H168ZM79 261V262H78ZM47 262V263H46ZM240 263L241 264H243L241 261H240ZM248 263V262H247ZM176 264V263H175ZM244 264H246V263H244Z\"/></svg>","mask_w":264,"mask_h":264},{"label":"water","instance_id":"water-1","mask_svg":"<svg viewBox=\"0 0 264 264\" xmlns=\"http://www.w3.org/2000/svg\"><path fill=\"white\" fill-rule=\"evenodd\" d=\"M166 56L167 50L160 46H152L144 52L145 61L151 66L162 65L166 60ZM3 88L9 91H17V86H4ZM17 222L19 221L17 220Z\"/></svg>","mask_w":264,"mask_h":264}]
</instances>
